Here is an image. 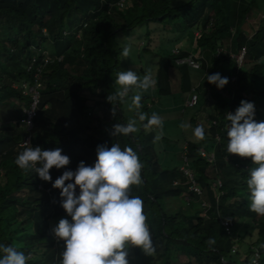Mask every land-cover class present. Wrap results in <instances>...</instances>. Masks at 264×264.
Segmentation results:
<instances>
[{"label": "trees", "instance_id": "16d2710c", "mask_svg": "<svg viewBox=\"0 0 264 264\" xmlns=\"http://www.w3.org/2000/svg\"><path fill=\"white\" fill-rule=\"evenodd\" d=\"M116 1L0 0V244L23 252L28 257L26 264H60L64 245L52 232V198L60 190L52 187V180L65 169L75 170L81 160L92 165L97 145L111 147L114 143L122 150L125 146L133 148L142 165L141 183L130 185L128 194L142 200L153 245L162 249L155 250L161 264H249L255 259L264 264V215L249 209L246 185L249 169L256 165L250 157L227 153L225 128L230 123L227 113L234 112L242 99L253 102V118L264 121V0H243L241 14L231 8L228 0H130L123 10L114 6ZM253 19L258 26L250 34L243 26L247 20L252 25ZM142 26L143 40L147 39L150 47L144 49L149 53L176 30L184 33L196 26L201 31L196 39L203 48V84L199 91L203 99L210 97L214 108L208 115L204 138L188 142L183 154L190 159L202 196L189 190L180 167L159 164L157 148L167 138L158 140L152 129L143 127L153 107L148 106V91L141 90L138 110L145 114V121L137 118L134 108L137 131L127 136L111 134L115 123L126 124L129 118L122 102L115 103L113 114V104L106 99L119 88L114 81L123 48L117 37L123 30ZM38 38L41 42L36 49ZM228 39L230 52L218 55V48ZM244 48L239 67L231 52L239 54ZM158 51L161 56L152 77L157 95L170 94L173 67L181 73L182 91H191L189 68L176 65L177 55L171 49L162 47ZM38 54L40 59L46 56L53 62L40 75L44 88L35 126L38 121L48 123L58 140L33 135L31 145L22 146L26 130L19 127L18 120L32 100L21 84L35 82L36 70L28 71L27 65ZM223 63L229 67L228 83L218 89L205 79L216 72L224 76ZM138 69L145 75L146 70L141 66ZM85 92L97 99L91 107L86 104ZM35 146L59 147L70 163L61 169L53 166L49 170L52 180H42L34 171L21 169L14 162L18 153ZM203 150L214 153V160L203 157ZM219 181L221 186H217ZM63 218L71 221L66 213ZM225 219L229 222L227 228L222 224ZM243 224L248 228L244 233ZM209 238L214 240L211 246ZM237 241L246 253L241 246L232 253ZM127 252L129 264L136 260L152 264L138 246H130Z\"/></svg>", "mask_w": 264, "mask_h": 264}, {"label": "clouds", "instance_id": "9594fccd", "mask_svg": "<svg viewBox=\"0 0 264 264\" xmlns=\"http://www.w3.org/2000/svg\"><path fill=\"white\" fill-rule=\"evenodd\" d=\"M130 48L123 47L119 55L128 57ZM208 83L222 89L228 78L219 72L207 74ZM115 84L119 86L115 94L106 99L113 104L115 114L116 102H123L130 90L147 91L155 81L149 73L138 77L134 70L118 71ZM141 95L131 96L129 108L137 110V118L145 121V114L139 112ZM254 103L241 100L234 112H228L225 125L227 136V153L240 157H250L246 185L249 192V209L257 215H264V121H256ZM162 128V121L155 113L147 118L143 127L148 130ZM135 121L129 119L126 124L115 123L112 135L127 136L135 133ZM196 141L204 138V130L197 125L193 131ZM15 164L24 170L34 171L40 179L52 180L50 169H61L70 163V158L62 154L59 147L42 149L40 146L25 148L15 157ZM141 163L133 148L118 144L108 147L97 145L96 159L92 165L79 161L75 170L65 169L52 187L59 189L60 205L67 218H60L53 226L56 238L63 241L60 264H129L127 249L138 246L146 255L155 249L153 239L143 214L142 200L130 196V185L141 183ZM68 181V183H65ZM78 186V191H77ZM211 246L214 240L207 241ZM28 257L13 246L0 244V264H26Z\"/></svg>", "mask_w": 264, "mask_h": 264}, {"label": "rangeland", "instance_id": "374dc122", "mask_svg": "<svg viewBox=\"0 0 264 264\" xmlns=\"http://www.w3.org/2000/svg\"><path fill=\"white\" fill-rule=\"evenodd\" d=\"M228 2H229L232 9L237 10L236 11L237 14H241V9H242L241 6L244 3L243 0H228ZM235 20H236V17H235ZM248 23H249V21L247 20L244 23L243 28H244V30H246L250 34H252L251 33L252 29H254V30L256 29V27L258 26V21L253 19V21L251 23L252 25H249ZM234 29H235V26H233V28H232V34H234ZM141 36H142V34L138 33L137 29H135V30H123L121 32V34L118 35L117 39H118L120 45L122 46V48L125 46H128L130 48L129 56L126 58L123 56L121 57V64L119 67V71L131 69V70L136 71L138 77H143L144 75L141 74L139 71H137V64H139L145 68V70H146L145 72L149 73L151 75V77H153L154 74H152V73H153V70H155V68H156V64H153L151 62L153 59V57H152L153 55L149 56V54H151V53H149V51H147V49L150 48L149 46L146 45L148 43L147 39L145 40V45H143L144 43L142 44V42H141L143 40V37L141 38ZM230 40L231 39H228L226 41L225 46L221 47L220 49H223L225 52L229 50V52H230V49L228 48L229 44H231ZM40 42L41 41L38 38L36 41V44H35L36 49H38ZM162 43H164V42H162ZM144 48H147V49L145 50ZM170 49L172 50L173 47H171ZM176 51L177 50H175V52ZM234 55H236V53L231 52V58L234 59V57H233ZM139 60H141L142 62L140 63ZM223 66L225 67V70H226V72L224 74V76L226 77L228 75L229 67L228 66L226 67L224 65V63H223ZM231 80L233 81L232 78H231ZM147 91H148V94L151 95L150 101H153L154 98L156 99L153 103L154 104L153 107L150 109V114L152 115L155 113L156 115H158L160 117V119L162 121V128L154 127V128H150V129H152L154 131V133L156 134V137L159 138L158 140H161L162 135L168 137L167 139H165L164 142L159 143L160 146L157 148L159 164L162 167H169V168H173L176 166L179 167L185 161V159H184L185 155L182 154V151H181L183 141H184V139L182 137V132H181L182 127L176 126V125L170 126V123L168 121H165V119H164L165 115H164L163 110L165 109V104H168L169 102H167V100L164 99L163 97H160L159 95H157L156 90H155V86L153 85ZM138 92H139L138 89L135 91L130 90L129 93L127 94L125 100H123V102H122V105H123V108L125 109L126 115H127V111L129 113V118H127L128 120L129 119L133 120V115H134V107L132 109L129 108V104L131 103V96L134 94H137ZM144 92H146V91H144ZM85 95L87 96L86 104H93V98L89 99L90 97L87 93ZM210 105L212 107V103ZM126 107H127V109H126ZM19 127H20V125H19ZM21 128L24 129L23 127H21ZM150 129H148V130H150ZM33 135H35V136L40 135L43 138H45L47 140L54 141V142H56L58 140V134L52 130V127L48 123H46L44 121L36 122V126L34 128ZM168 158L170 160H168ZM61 199L62 198L59 196L58 192L56 194L55 193L53 194V198H52V200H53V204H52V210H53L52 223H53V226L58 222V220L60 218L63 217V215L65 213L64 209L60 205ZM187 199H189V198L187 197ZM201 205L204 206V202H202ZM232 220H233V218H232ZM224 221H227V220L225 219ZM242 226H243L242 233H244V231L246 232L248 228L245 226V224H243ZM230 230H231V228L227 231H230ZM236 239H237V237H236ZM242 242H243V240H242ZM237 243L235 244V246H233V247H235L236 252H232V253L233 254L237 253L240 246H241L243 253H246L245 247H243L244 245L243 244L241 245V243L238 241H237ZM154 249L159 251V252L162 251V249H160L159 247H154ZM155 250L150 255H148V257H146V258L151 259L152 264H161L160 254H159V252H155ZM131 264H142V261L140 262V260H138V261L136 260V263H135V261H133Z\"/></svg>", "mask_w": 264, "mask_h": 264}, {"label": "crops", "instance_id": "0c3cea01", "mask_svg": "<svg viewBox=\"0 0 264 264\" xmlns=\"http://www.w3.org/2000/svg\"><path fill=\"white\" fill-rule=\"evenodd\" d=\"M145 30V27L142 26L140 29H138V33H141L143 37V31ZM140 31V32H139ZM201 33L200 29H198L196 26L193 28H190L186 32H181V30H176V32L173 35H170L168 40L164 43H159L158 48L154 51H152L151 55L153 57L152 63L156 64L155 70H153L154 74L157 71V65H158V60L159 57L161 56L159 54V49L164 47L165 49H169L173 47L172 53L175 54V50L179 51V55H186L187 53H193L196 57L201 59V51L203 48H200L198 46V43L196 39L198 38L199 34ZM179 37L180 40L177 42H172L173 39ZM142 44L145 43V40L141 41ZM144 45V44H143ZM164 45V46H163ZM168 51V50H167ZM176 55V54H175ZM200 56V57H199ZM155 58V59H154ZM140 63L142 62L139 60ZM202 61V59H201ZM145 70L142 65L137 64V71L140 72L138 67H140ZM188 67V66H187ZM189 68V73H190V86H191V91L184 93L181 88V73L178 70L177 67H173L170 69V89L171 92L169 95L162 96L164 99L169 102L168 104H165V109L164 115H165V121H168L170 123V126H181V132H182V137L184 139L183 145L181 148L182 154H183V149H185V146L187 145L188 142H200L196 141V138L193 136L192 131L193 129L197 126L200 125L203 130L205 128V125L208 122V115L210 112H212L214 108V103L210 99L209 96H206L205 99L202 98V93L201 90L199 91V86L203 84L202 80L203 77L201 76V69L195 70L193 68ZM196 90L197 93L199 94V102L196 106L194 107H188L187 106V101L191 99L192 96V91ZM142 91L139 90V94L142 95ZM86 93V92H85ZM87 94H90L87 92ZM89 99L93 98V104L97 100L96 97L89 95ZM153 100V99H152ZM156 99L154 98L153 101H151L148 106H153L154 101ZM212 103V107L211 104ZM93 104H87L88 107H91ZM100 109V108H99ZM193 120H196L197 123H192ZM155 127V126H154ZM153 127V128H154ZM168 138L167 136H161ZM159 139V138H157ZM183 158V157H182ZM168 160H170L168 158ZM183 164H181L179 167H181ZM178 166H176L177 168Z\"/></svg>", "mask_w": 264, "mask_h": 264}, {"label": "built area", "instance_id": "2783aa9c", "mask_svg": "<svg viewBox=\"0 0 264 264\" xmlns=\"http://www.w3.org/2000/svg\"><path fill=\"white\" fill-rule=\"evenodd\" d=\"M130 2V0H117L114 6L119 9L123 10L127 4ZM79 36V34H78ZM224 52L223 49L218 48L217 54ZM177 55L175 59V63L177 66H188L190 68H193L195 70H199L202 68V61L198 57H196L193 53H187L186 55H179V51L177 50L175 52ZM245 54V48L242 50L241 53L234 55V60H236L238 66L240 67L242 65L243 57ZM58 60H62V57L57 58ZM51 62H53V59L44 56L42 59L39 58V54L32 57L29 64L27 65V70H36L35 74V82L33 84H29L26 82H23L21 84V87L23 91L31 96V105L28 108L24 109V117L18 120V124L23 127L26 130V135L21 143L22 146H30L33 140V130L35 128V117L37 116V110L39 101L41 99V91L44 88V82L40 79V75L43 72V69L47 67ZM37 63H39L37 65ZM233 81L235 80V77H232ZM199 101V94L196 90H194L191 99L187 101L188 107H194L198 104ZM217 139H219L217 137ZM185 161L183 162V165L180 167V170L182 174L186 178V183L189 185V190H192L196 192L198 195L202 196V189L199 187L197 181H196V173L194 169L192 168L190 164V159L188 158L187 154H185ZM201 155L203 157H206L209 161H213L215 156L214 153H207L206 151H202ZM175 184H177L175 182ZM221 186V182L219 181L217 183V186ZM204 206H207V203L204 202ZM224 227L229 226L228 221L222 222ZM57 240H59L57 238ZM232 252H236L235 247H233ZM258 256V254H256ZM249 264H259L258 260L255 259L253 262Z\"/></svg>", "mask_w": 264, "mask_h": 264}]
</instances>
